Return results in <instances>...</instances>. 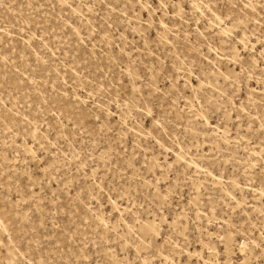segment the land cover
<instances>
[{"label":"rangeland","instance_id":"obj_1","mask_svg":"<svg viewBox=\"0 0 264 264\" xmlns=\"http://www.w3.org/2000/svg\"><path fill=\"white\" fill-rule=\"evenodd\" d=\"M0 264H264V0H0Z\"/></svg>","mask_w":264,"mask_h":264},{"label":"bare ground","instance_id":"obj_2","mask_svg":"<svg viewBox=\"0 0 264 264\" xmlns=\"http://www.w3.org/2000/svg\"><path fill=\"white\" fill-rule=\"evenodd\" d=\"M144 227H145V229H144ZM142 226L141 228H142V230H146L149 226L147 225V226Z\"/></svg>","mask_w":264,"mask_h":264}]
</instances>
